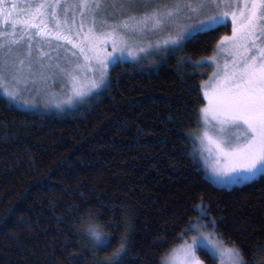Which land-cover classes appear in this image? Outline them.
<instances>
[{
    "label": "trees",
    "instance_id": "16d2710c",
    "mask_svg": "<svg viewBox=\"0 0 264 264\" xmlns=\"http://www.w3.org/2000/svg\"><path fill=\"white\" fill-rule=\"evenodd\" d=\"M214 44L184 51L199 58ZM210 71L175 58L144 68L128 61L110 69V90L73 111L8 106L0 93V264H102L126 225L122 264H160L201 196L249 264H260L264 250L253 251L264 245V177L213 186L187 155L185 134L197 127L189 116L206 103ZM89 210L114 234L113 248L95 253L72 227Z\"/></svg>",
    "mask_w": 264,
    "mask_h": 264
},
{
    "label": "snow or ice",
    "instance_id": "6c2138e0",
    "mask_svg": "<svg viewBox=\"0 0 264 264\" xmlns=\"http://www.w3.org/2000/svg\"><path fill=\"white\" fill-rule=\"evenodd\" d=\"M225 29L231 35L216 39ZM53 39L78 49L70 50L74 59L61 62L57 54L53 63L43 47L51 50ZM214 40L211 55L195 58L184 51ZM149 56L156 57L149 67L171 58L194 73L214 66L213 86L204 92L208 103L189 116L197 130L185 134L192 144L187 155L198 167L205 148L223 161L210 171L202 169L207 181L244 185L264 177V0H0V93L8 106L40 108L26 95L50 82L68 88V105L90 104L110 90V68L129 60L144 68ZM192 211L196 214L186 217L177 234L183 243L162 255L160 264H208L225 254L230 264H249L244 249L220 230L221 218L211 214L203 196L192 203ZM86 215L88 220L81 216L72 227L88 238L95 253L113 248L114 234L91 222V210ZM126 228L102 264H122L131 239V227ZM261 250L264 245L256 246L253 256Z\"/></svg>",
    "mask_w": 264,
    "mask_h": 264
},
{
    "label": "rangeland",
    "instance_id": "374dc122",
    "mask_svg": "<svg viewBox=\"0 0 264 264\" xmlns=\"http://www.w3.org/2000/svg\"><path fill=\"white\" fill-rule=\"evenodd\" d=\"M19 2L21 4H23L25 2H31V0H19ZM69 16L71 17V11L69 12ZM76 19H77V21L79 20V14H77ZM222 31L223 30H221L220 33ZM68 34L71 35V33H68ZM223 35H225V34H223ZM227 35H231L230 30L227 33ZM73 39H75V37H73ZM43 47H44L45 53H48L51 56H53V58H54L53 63H55V57L57 56V54H59L60 61L62 62L65 59H68V60L74 59L71 56V51H77L78 52V49L72 50L71 48H68L67 46H65L61 41H59V42L53 41V43L51 45V50L49 49V47L47 45H43ZM108 50L111 51V48H109ZM154 59H156V57H154V56L147 57L145 62H144L145 65L148 66L151 63V61H153ZM44 63L47 64L48 60H45ZM61 66L66 67L68 65L61 63ZM210 68H211V71L209 73V76L206 78V80H204L202 82L203 96H204V100L206 101V103L204 105H206L208 103V98H207V96L204 95V92H205V90H208L210 92L211 88L213 86V83H214V81L211 79L212 73L214 71V66L210 67ZM203 69H206V68H203ZM37 87L39 88V92L34 93L33 96H27L26 95V98H28V99L35 98L37 100V102L41 105V107L38 109H31V110L47 111V112L62 111V110L73 111L74 109L88 107V105H89V104H79V105H76L74 107L68 105L67 96L70 94V92H69L68 88L61 89V87L59 86V83L50 82L49 86H47V87L44 84H38ZM1 95L3 96L2 93H1ZM95 98H97V97H95ZM95 98H93L92 101H94ZM58 104L63 105V107L60 108V110H57ZM48 105H51V107H47ZM204 105H202V106H204ZM14 106L15 107L17 106L21 109H26V110L29 109L28 107H26L24 105H20V104H16ZM64 112H66V111H64ZM196 130H197V127L195 129H193L191 132L196 131ZM199 162H200L203 169H208L209 171L211 170L212 166L214 164H216L217 162L223 163V161L219 157L215 156L214 154L209 155L208 148H205L203 156L199 158ZM222 186L233 187V185H230V184L221 185L220 187H222ZM182 243H183V241L174 247H178ZM217 264H230V259H229L228 255L225 254L224 256L217 259Z\"/></svg>",
    "mask_w": 264,
    "mask_h": 264
},
{
    "label": "flooded vegetation",
    "instance_id": "af4514ba",
    "mask_svg": "<svg viewBox=\"0 0 264 264\" xmlns=\"http://www.w3.org/2000/svg\"><path fill=\"white\" fill-rule=\"evenodd\" d=\"M9 2H10V0H9ZM49 27H52V25L50 24L49 25ZM75 40V39H74ZM53 41H55L54 39H53ZM65 46H67L68 48H71L72 50H76L75 48H74V46L73 45H69V44H67L66 42H64V41H61Z\"/></svg>",
    "mask_w": 264,
    "mask_h": 264
}]
</instances>
